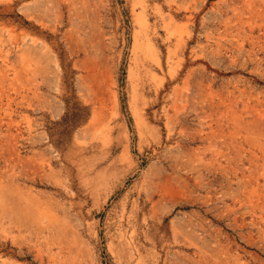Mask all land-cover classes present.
<instances>
[{
  "label": "rangeland",
  "instance_id": "obj_1",
  "mask_svg": "<svg viewBox=\"0 0 264 264\" xmlns=\"http://www.w3.org/2000/svg\"><path fill=\"white\" fill-rule=\"evenodd\" d=\"M0 264H264V0H0Z\"/></svg>",
  "mask_w": 264,
  "mask_h": 264
}]
</instances>
